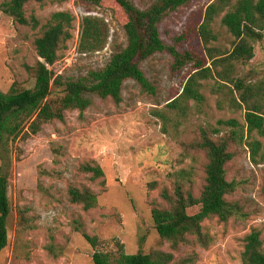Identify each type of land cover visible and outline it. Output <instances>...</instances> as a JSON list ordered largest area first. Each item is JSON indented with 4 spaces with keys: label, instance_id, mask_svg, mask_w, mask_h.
Here are the masks:
<instances>
[{
    "label": "rangeland",
    "instance_id": "374dc122",
    "mask_svg": "<svg viewBox=\"0 0 264 264\" xmlns=\"http://www.w3.org/2000/svg\"><path fill=\"white\" fill-rule=\"evenodd\" d=\"M9 0H0V5ZM146 9L151 0H131ZM216 0H193L179 8L159 25L162 41L168 45L183 37L179 51L202 58L203 48L196 30L206 8ZM237 0H231L234 4ZM68 12L75 16L72 38L61 46L59 59L48 67L64 81L85 78L89 71L102 69L110 57L125 45L123 25L126 19L113 0H104L98 8H86L79 0L58 4L51 0L30 2L24 6L28 21L37 26H19L0 10V90L7 93L13 83L22 89L33 87L34 80L26 67L38 60L34 40L46 28L52 14ZM95 16L103 20L107 40L102 50L80 54L77 50L79 19ZM218 16L212 32L216 41L209 47L215 54L229 52L233 37L220 24ZM254 56L246 64L235 65V78L244 80L264 108V37L254 43ZM167 54H155L140 64L141 70L156 87V94L141 92L138 85L125 81L121 102L90 97L84 112L67 111L64 120L42 126L41 131L26 140H16L3 151L9 171L7 196L10 214L7 219V246L0 252V264H92L93 250L78 230L96 237L98 250L115 253L116 242L124 245L126 254L138 251L148 254L161 251L174 260L190 257L192 264H242L245 238L258 232L264 251V173L254 166L244 144L229 142L233 158L225 165L226 180L238 184L225 199L238 203L244 218L232 217L221 222L213 216L201 224L206 245L193 236L172 250L160 240L151 218L153 208L167 209L163 191L173 194L176 185L198 198L205 185V153L195 148L200 129L217 128L218 121L235 120L242 128L246 104L232 85L216 89L214 80L202 82L203 101L189 102L185 114L171 110L167 104L182 92L189 68L173 72ZM233 93H231V91ZM61 96L52 87L49 99ZM235 99L237 105L232 101ZM229 128H220L224 137ZM217 138V137H215ZM257 139L264 142V137ZM85 164L97 165L103 178L92 179L82 171ZM45 171L47 175H38ZM69 188L89 189L97 196V206L85 212L68 200ZM26 209L30 229L18 228L17 214Z\"/></svg>",
    "mask_w": 264,
    "mask_h": 264
},
{
    "label": "trees",
    "instance_id": "16d2710c",
    "mask_svg": "<svg viewBox=\"0 0 264 264\" xmlns=\"http://www.w3.org/2000/svg\"><path fill=\"white\" fill-rule=\"evenodd\" d=\"M58 4L67 0H51ZM86 8H98L104 0H79ZM126 19L123 25L125 47L113 54L106 65L97 71H89L85 78L64 81L61 76L48 69L59 59L61 46L71 38V29L75 16L68 12L52 14L46 28L34 40V47L39 60L26 67L27 73L34 80L33 87L22 89L13 83L7 93L0 90V161L4 160L3 151L16 140H26L37 135L43 125L53 121L64 120L67 111L84 112L91 105L90 97L101 100L110 99L115 104L121 102V90L125 81L131 80L141 92L154 96L156 87L148 80L140 64L155 54H167L171 58V70L182 71L189 68L182 92L167 104L171 110L185 114L189 102L197 104L203 101L200 93L202 82L214 80L216 89L232 85L239 93L241 103L247 105L244 114L245 125L239 128L235 120L218 121L217 128L200 129L199 140L195 148L202 150L208 163L205 167V185L198 198L191 192L176 185L173 194L163 191L161 197L168 204L167 209L153 208L151 218L160 240L169 243L172 250L187 242V236H193L197 243L206 245L202 233V222L213 216L221 222L228 219L244 218L246 215L238 203L228 202L225 197L237 189L238 184L226 180L225 165L233 158L229 151V142L244 144L254 166H263L264 142L257 139L264 137V108L258 101L248 106V101L257 95L252 87L246 86L244 80L235 78V65L246 64L254 56L253 44L264 37V0H216L210 4L196 30L203 48L202 58L190 52L179 51L177 44L183 37L174 39L172 45L162 41L159 25L179 8L188 6L193 0H151L150 5L141 10L131 0H113ZM30 2L43 3L44 0H9L0 5L1 12L12 18L19 26H37V21H28L24 6ZM220 24L233 37L232 49L225 53H216L209 47L216 41L212 25L218 16ZM107 40V30L102 19L84 16L79 19L77 50L87 54L102 50ZM52 87L61 89V96L49 99ZM231 93L232 90H230ZM232 101L236 103L235 99ZM237 104V103H236ZM239 105V104H237ZM220 128H229L224 137ZM217 137V138H215ZM7 166L3 163V168ZM0 170V252L7 246V219L10 203L7 196L9 171ZM82 171L91 174L92 179L103 178V172L97 165L85 164ZM38 175H47L39 171ZM68 200L71 204L81 206L88 212L97 206V196L89 189L69 188ZM26 209L17 214L18 228L30 229ZM83 239L93 250L92 264H192L190 257L174 260L172 254L154 251L144 254H126L124 245L116 242L115 253L98 250L96 237L88 236L78 230ZM258 232H251L245 238L242 264H264V251Z\"/></svg>",
    "mask_w": 264,
    "mask_h": 264
}]
</instances>
